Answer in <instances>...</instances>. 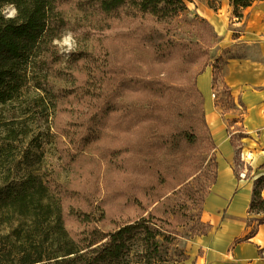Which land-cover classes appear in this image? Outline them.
<instances>
[{"label":"trees","instance_id":"obj_1","mask_svg":"<svg viewBox=\"0 0 264 264\" xmlns=\"http://www.w3.org/2000/svg\"><path fill=\"white\" fill-rule=\"evenodd\" d=\"M255 1L229 0L234 12ZM7 6L14 16L3 13ZM185 11L183 0H0V106L31 84L56 115H81L56 127L69 142L83 133V147L110 129L114 153L122 157L117 166L126 156L133 174L142 166L145 180L151 175L164 185L154 203H167L172 195L195 201L190 229L201 236L210 229L201 212L218 163L197 77L208 67L218 36L206 21L200 38L181 35ZM67 30L85 45L63 61L55 41ZM211 68L215 80L219 67ZM24 165L23 177L13 179L7 170L0 179V264H169L157 239L160 232L171 233L169 213L158 219L150 212V218L112 232L96 231L84 244L80 236L69 237L63 203L52 200L60 186ZM253 196L250 211L264 210L259 192ZM45 228H51L48 253L34 239Z\"/></svg>","mask_w":264,"mask_h":264},{"label":"rangeland","instance_id":"obj_2","mask_svg":"<svg viewBox=\"0 0 264 264\" xmlns=\"http://www.w3.org/2000/svg\"><path fill=\"white\" fill-rule=\"evenodd\" d=\"M183 1L186 11L181 17L187 22L182 20L180 23L181 35L190 36L195 40L202 35V25L207 20L200 17V4L195 5L194 0ZM208 3L213 10L221 8L220 0H209ZM3 13L8 17L15 14L11 6L5 7ZM216 42L217 39L209 49L208 63V66L216 63L219 67L215 80L211 75L204 86L198 83L205 96V118L217 145L216 158L217 161L221 159L226 163L224 147L221 149V155L219 154L221 143H227L229 139L235 152L232 161L234 174L238 178L244 175L245 178L251 179L257 191L258 188H264V147L254 137H239L245 109L239 96L232 92L228 82L223 81L220 74L222 61ZM55 45L65 61L85 43L77 42L74 34L67 30L55 41ZM210 72L212 74V70ZM202 75L203 73L197 77V82ZM205 81L206 78L200 80L203 84ZM39 95L31 84H27L15 101L0 106V179L2 173L7 170L13 179L23 177L26 173L24 163L27 161L34 175L41 177L45 182L60 186L58 194L52 195V200L60 199L63 203V226L69 237L76 239L80 236L84 244L91 241V235L96 231L112 232L122 223L150 218V212L158 219H165V213H169L166 226L171 229V233L165 236V232H160L157 239L166 251L165 259L169 264H186L188 259L184 260V255L198 237L192 235L190 229L195 223V201L172 195L167 203H154L165 186L154 182L151 175L145 180L146 169L142 166L133 174L126 162V156H123V165L117 166L116 163L122 157L120 153H114L117 142L110 129L98 140L91 139L83 147L79 143L83 133L74 136L72 142H69L56 127L68 123L69 120L76 122L81 115L74 114L71 118L69 115H56L53 108H48L39 100ZM84 121L86 122V119ZM128 136L129 132L123 134L125 142L130 144ZM166 171L170 173L169 169ZM172 184L169 180L166 186L171 187ZM149 187V193L145 194ZM171 212L174 214H170ZM68 213L71 216H67ZM49 229L34 233V239L42 240L39 245H42V251L46 253L52 247Z\"/></svg>","mask_w":264,"mask_h":264},{"label":"crops","instance_id":"obj_3","mask_svg":"<svg viewBox=\"0 0 264 264\" xmlns=\"http://www.w3.org/2000/svg\"><path fill=\"white\" fill-rule=\"evenodd\" d=\"M194 1L202 7L200 17L207 20L218 36L223 81L228 82L244 105L243 138L254 137L264 147V0L236 12L229 0H220L221 8L217 10L209 6V0ZM211 70L208 66L197 83L204 86L212 75ZM205 78L204 84L200 82ZM199 90L204 100V93ZM222 147L226 149V163L217 161L216 182L201 212V221L209 224L210 229L188 247L187 262L264 264V210L249 209L256 185L251 179L234 174L235 152L229 139L221 143L219 155ZM257 191L264 199V188Z\"/></svg>","mask_w":264,"mask_h":264},{"label":"built area","instance_id":"obj_4","mask_svg":"<svg viewBox=\"0 0 264 264\" xmlns=\"http://www.w3.org/2000/svg\"><path fill=\"white\" fill-rule=\"evenodd\" d=\"M241 177H244V175H240Z\"/></svg>","mask_w":264,"mask_h":264}]
</instances>
